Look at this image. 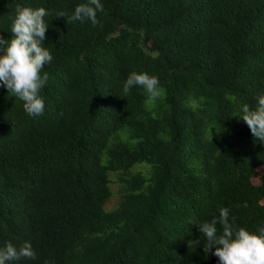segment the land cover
<instances>
[{
  "label": "trees",
  "instance_id": "obj_1",
  "mask_svg": "<svg viewBox=\"0 0 264 264\" xmlns=\"http://www.w3.org/2000/svg\"><path fill=\"white\" fill-rule=\"evenodd\" d=\"M82 3L0 0L6 41L17 6L49 12L53 57L42 116L0 84V248L36 253L8 264H219L195 225L224 207L264 227V144L240 119L264 96V0H101L97 26L69 20ZM132 72L160 95L125 94Z\"/></svg>",
  "mask_w": 264,
  "mask_h": 264
},
{
  "label": "clouds",
  "instance_id": "obj_2",
  "mask_svg": "<svg viewBox=\"0 0 264 264\" xmlns=\"http://www.w3.org/2000/svg\"><path fill=\"white\" fill-rule=\"evenodd\" d=\"M103 10L101 0H87V3L75 7L69 20H87L97 26V13ZM15 13L12 38L8 41L0 38V84L23 102V109L28 116L35 118L42 116L45 109L40 93L49 76L46 72L43 75L41 73L53 59L49 49L44 46L49 27L44 18L49 12L43 7L33 9L17 6ZM64 16L63 12L57 13V17ZM134 86L142 87L150 99L154 100L160 95L158 77L146 72L129 74L123 84L124 93L128 94ZM242 113L240 119L245 122L252 136L264 144V96L257 98L254 110L248 104L243 105ZM217 223L222 226V234H218ZM195 226L205 237L202 245L205 255L211 252L218 258L219 264H264V227L258 229L259 234L237 228L229 222V209L224 207L219 209L218 220L213 218L211 222ZM190 244L197 246L201 241H189ZM21 259H36L31 243L25 242L19 248L8 243L0 248V264Z\"/></svg>",
  "mask_w": 264,
  "mask_h": 264
},
{
  "label": "rangeland",
  "instance_id": "obj_3",
  "mask_svg": "<svg viewBox=\"0 0 264 264\" xmlns=\"http://www.w3.org/2000/svg\"><path fill=\"white\" fill-rule=\"evenodd\" d=\"M137 168H142V167L138 166ZM137 168L132 169V171L135 172ZM257 174H258V177L261 176L262 174H264V167L258 168L257 169ZM258 177H255V178L252 179V182L254 184H258V182H259V178ZM110 178L111 179L113 178V183L110 184V189H111L113 194H112V197L108 200V202L105 205L106 209L114 208L116 206L117 202H118L117 193H116L117 185L115 183L116 177L114 175L113 176L110 175ZM262 204H264V201H262Z\"/></svg>",
  "mask_w": 264,
  "mask_h": 264
}]
</instances>
